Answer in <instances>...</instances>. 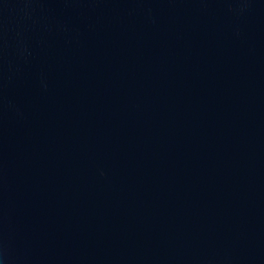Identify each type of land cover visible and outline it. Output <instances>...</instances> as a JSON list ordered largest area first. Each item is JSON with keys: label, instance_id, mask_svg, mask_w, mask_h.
I'll list each match as a JSON object with an SVG mask.
<instances>
[{"label": "water", "instance_id": "95a60500", "mask_svg": "<svg viewBox=\"0 0 264 264\" xmlns=\"http://www.w3.org/2000/svg\"><path fill=\"white\" fill-rule=\"evenodd\" d=\"M4 264H264V0H0Z\"/></svg>", "mask_w": 264, "mask_h": 264}, {"label": "clouds", "instance_id": "9594fccd", "mask_svg": "<svg viewBox=\"0 0 264 264\" xmlns=\"http://www.w3.org/2000/svg\"><path fill=\"white\" fill-rule=\"evenodd\" d=\"M0 264H4L3 260H0Z\"/></svg>", "mask_w": 264, "mask_h": 264}]
</instances>
